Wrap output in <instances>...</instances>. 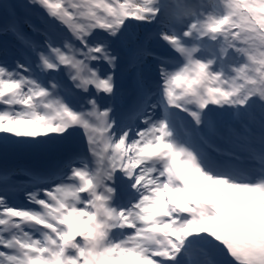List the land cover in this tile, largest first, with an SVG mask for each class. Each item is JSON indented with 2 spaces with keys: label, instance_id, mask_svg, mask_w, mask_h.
Listing matches in <instances>:
<instances>
[{
  "label": "snow or ice",
  "instance_id": "1",
  "mask_svg": "<svg viewBox=\"0 0 264 264\" xmlns=\"http://www.w3.org/2000/svg\"><path fill=\"white\" fill-rule=\"evenodd\" d=\"M0 264H264V0H0Z\"/></svg>",
  "mask_w": 264,
  "mask_h": 264
}]
</instances>
